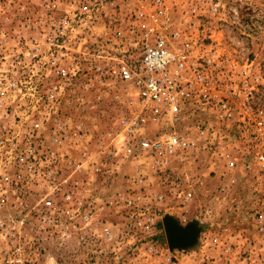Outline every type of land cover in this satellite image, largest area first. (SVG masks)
I'll list each match as a JSON object with an SVG mask.
<instances>
[{
    "label": "rangeland",
    "instance_id": "1",
    "mask_svg": "<svg viewBox=\"0 0 264 264\" xmlns=\"http://www.w3.org/2000/svg\"><path fill=\"white\" fill-rule=\"evenodd\" d=\"M82 1L0 0V264H264V0Z\"/></svg>",
    "mask_w": 264,
    "mask_h": 264
},
{
    "label": "built area",
    "instance_id": "2",
    "mask_svg": "<svg viewBox=\"0 0 264 264\" xmlns=\"http://www.w3.org/2000/svg\"><path fill=\"white\" fill-rule=\"evenodd\" d=\"M90 1L84 0L81 3V8L83 12H88L90 10ZM157 5L161 4V0H156ZM180 57L172 52L166 40L159 36L157 40L151 44H146L143 51L142 57L136 70L132 69L129 64L123 62L121 66L118 67L117 72L121 78H132L138 74L140 71H145L148 73L147 78L144 80L141 93L147 99H154L156 101H167L169 103L170 109L173 111H178L179 104L177 102L175 78L170 75L169 65L176 61L179 66H182V62L178 61ZM156 73H160L157 76ZM185 144L186 141L181 142L180 137L174 136L169 141V147L171 149L173 144ZM260 159H264V156L260 154ZM234 162L231 161V165Z\"/></svg>",
    "mask_w": 264,
    "mask_h": 264
},
{
    "label": "water",
    "instance_id": "3",
    "mask_svg": "<svg viewBox=\"0 0 264 264\" xmlns=\"http://www.w3.org/2000/svg\"><path fill=\"white\" fill-rule=\"evenodd\" d=\"M167 242L170 247L185 245L192 241L194 233L191 226L181 227L173 225L170 221L165 222Z\"/></svg>",
    "mask_w": 264,
    "mask_h": 264
}]
</instances>
